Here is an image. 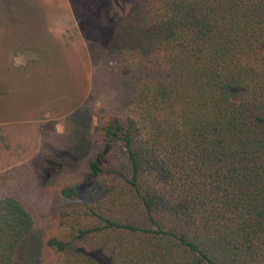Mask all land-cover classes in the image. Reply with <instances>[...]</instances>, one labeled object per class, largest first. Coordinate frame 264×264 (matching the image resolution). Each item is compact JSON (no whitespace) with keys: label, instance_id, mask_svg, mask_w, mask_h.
Listing matches in <instances>:
<instances>
[{"label":"trees","instance_id":"1","mask_svg":"<svg viewBox=\"0 0 264 264\" xmlns=\"http://www.w3.org/2000/svg\"><path fill=\"white\" fill-rule=\"evenodd\" d=\"M110 50L121 112L44 246L60 264H264V0H138ZM31 229L0 196V264Z\"/></svg>","mask_w":264,"mask_h":264},{"label":"rangeland","instance_id":"2","mask_svg":"<svg viewBox=\"0 0 264 264\" xmlns=\"http://www.w3.org/2000/svg\"><path fill=\"white\" fill-rule=\"evenodd\" d=\"M138 0H0V196L32 218L14 264H60L46 248L63 237L60 189L81 180L121 112L114 31Z\"/></svg>","mask_w":264,"mask_h":264}]
</instances>
